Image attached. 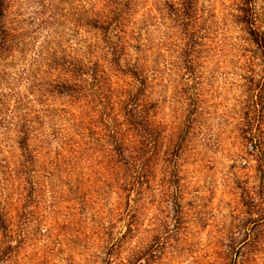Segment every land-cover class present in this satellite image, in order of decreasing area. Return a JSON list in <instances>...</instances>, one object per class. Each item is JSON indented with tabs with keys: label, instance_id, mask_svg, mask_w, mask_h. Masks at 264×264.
Wrapping results in <instances>:
<instances>
[{
	"label": "rangeland",
	"instance_id": "rangeland-1",
	"mask_svg": "<svg viewBox=\"0 0 264 264\" xmlns=\"http://www.w3.org/2000/svg\"><path fill=\"white\" fill-rule=\"evenodd\" d=\"M137 1L130 31L136 34L141 30L142 43L149 47L150 67L157 71L149 75L151 98L160 102L157 121L178 125L191 110L198 115V124L177 166L173 170L172 165L158 164L149 188L139 195L108 188L107 160L97 135L100 125L72 127L77 121L72 114L81 111L83 102L71 105L62 95L45 94L39 105L37 88L33 87L36 80L32 75L45 77L42 73L52 57L69 59L74 53H86L96 37L88 25L93 18L89 12H98L106 3H7V23L16 40L0 59V97L7 101L0 117L13 122L14 114L9 111L16 99L39 114L41 120L34 122L26 155L35 157L30 171L39 186L33 198L37 207L29 211L36 212L34 219L42 226L53 228L51 237L37 234L28 239L11 264H264V193L252 194L261 207H249V199L235 184L260 186L255 159L242 150L237 131L247 99L242 78L249 76V54L242 52L247 47L246 33L234 17L237 2L193 0L196 20L191 26L202 38L190 57L191 66H186V41L178 18L188 0ZM108 74L100 94L111 102L112 91L131 80L121 76L117 68ZM99 103L96 100L85 109L96 122L100 117L97 112L112 113L110 105L102 110ZM46 114H53V119ZM63 129L81 145L82 161L59 165V154L68 156L70 151L67 146L65 152L61 148ZM1 132L0 161L21 160L17 135L2 136ZM171 173L173 187L166 183ZM11 192L14 190L4 185L0 174V201Z\"/></svg>",
	"mask_w": 264,
	"mask_h": 264
},
{
	"label": "trees",
	"instance_id": "trees-1",
	"mask_svg": "<svg viewBox=\"0 0 264 264\" xmlns=\"http://www.w3.org/2000/svg\"><path fill=\"white\" fill-rule=\"evenodd\" d=\"M9 0H0V59L9 53L14 46L15 38L11 35L7 23V3ZM104 7L98 12L90 11L88 25L96 32L95 41L86 48V53H74L69 59L52 57L46 65V71L40 79L32 75L33 87L37 88V103H43L45 94L62 95L68 103L83 102L78 114H72L77 120L72 124L73 129L85 128L88 125H100V141L103 143L106 166L105 174L108 188H117L123 193L139 195L146 191L150 179L155 173L158 164L162 167L177 166L180 155L184 152L189 135L198 124V115L189 112L184 121L171 124L166 121H157L156 111L159 109L158 101H153L149 93L151 89V76L156 69H151L149 63V47L142 43L141 30L134 34L130 31V24L137 0H102ZM237 15L235 22L243 26L246 33L244 40L247 47L242 49L247 57L248 77L242 78L247 87V99L244 101V114L239 120L237 131L241 141V148L246 154L255 159L256 179L260 181L258 188H249L247 182L236 184V189L242 191V196L249 199V207L259 208L252 194L261 196L264 193V2L262 0H236ZM178 21L185 35V65L191 66V55L201 36L192 27L195 22L196 11L193 0L183 3ZM148 42V39L145 40ZM135 44V45H133ZM117 68L121 76L131 80L125 87L112 91L111 102L102 97L104 91L102 84L108 73ZM191 70L192 68H187ZM192 74V73H191ZM39 76V75H38ZM31 77V76H30ZM38 83V84H37ZM98 100L102 110L110 109L111 114L105 111L97 112L99 121H93V116L85 110ZM190 105L195 106V101ZM7 101L0 97V116L6 107ZM21 99H16L10 113L11 122L0 117V131L2 136L9 133L17 135L18 149L22 152L21 160L0 161V174L4 185L14 190L0 201V264H11L15 261L20 247L32 237L41 235L51 237L52 227H44L41 221L34 219L36 201L33 199L39 186L32 176L35 157H26L34 132V122L41 120L37 112H32ZM35 108V106H34ZM9 110V109H8ZM29 112V113H28ZM48 111H45L47 113ZM63 113H67L65 110ZM30 113L34 114L30 117ZM96 113V112H95ZM53 114L47 115L52 118ZM74 120V119H73ZM89 120V121H87ZM65 132L61 148H70L69 155L59 154V165H66L67 161H82V147L69 138L68 130ZM102 134V135H101ZM96 146H100L99 140ZM72 142V143H71ZM164 143V144H163ZM72 145L77 149H72ZM95 149V148H93ZM72 150V151H71ZM26 157V159H25ZM15 158V157H13ZM22 159H25L23 162ZM246 165L242 168L244 169ZM163 173L164 169L161 168ZM51 174V173H50ZM173 173L169 182L172 187ZM7 182V184H6ZM164 182V181H163ZM163 182L161 187H164ZM178 187H175L177 191ZM6 189L3 188V191ZM13 193V194H12ZM15 197V198H14ZM15 213V216H13ZM17 223L14 224L15 220ZM264 223V217L261 220ZM255 223V221H254ZM32 231H28L30 226Z\"/></svg>",
	"mask_w": 264,
	"mask_h": 264
}]
</instances>
